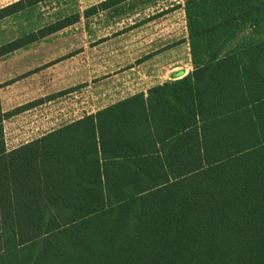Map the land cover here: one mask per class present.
Instances as JSON below:
<instances>
[{"label":"trees","instance_id":"obj_1","mask_svg":"<svg viewBox=\"0 0 264 264\" xmlns=\"http://www.w3.org/2000/svg\"><path fill=\"white\" fill-rule=\"evenodd\" d=\"M47 0H19L0 21ZM126 0L0 46V57ZM193 71L7 152L0 264H264V0H186ZM2 85H0V89Z\"/></svg>","mask_w":264,"mask_h":264},{"label":"rangeland","instance_id":"obj_2","mask_svg":"<svg viewBox=\"0 0 264 264\" xmlns=\"http://www.w3.org/2000/svg\"><path fill=\"white\" fill-rule=\"evenodd\" d=\"M17 1L0 0V9ZM103 1L106 0H47L28 8L0 21V46L63 16L75 13L82 16L85 10ZM185 1L126 0L96 15L81 17L67 31L56 35L58 39L65 38L63 40L70 42L71 51L74 50L72 54L77 55L72 63L76 68V86L70 90L96 86L98 94L102 90L119 88L121 93L125 92L122 97L137 90H147L146 94L143 93L147 96L151 88L167 80L171 69L191 68L189 45L183 44L179 50L173 48L182 36H186L185 41L188 40L183 9ZM249 38L264 40V25L257 30L246 28L237 42ZM164 44L165 47H162ZM166 49L171 50L165 56L158 55ZM5 60L6 56L0 62ZM15 74L18 77L8 83L20 80L19 71ZM99 81L105 84L104 88H99L100 83L96 84ZM106 81L109 82L108 86ZM106 100L102 104L97 102V108L118 100V97L110 95ZM93 109L96 107L93 106Z\"/></svg>","mask_w":264,"mask_h":264},{"label":"crops","instance_id":"obj_3","mask_svg":"<svg viewBox=\"0 0 264 264\" xmlns=\"http://www.w3.org/2000/svg\"><path fill=\"white\" fill-rule=\"evenodd\" d=\"M44 27L45 25L34 31ZM69 27L5 55L6 60L0 62V105L3 113H11L3 122L7 152L122 100L147 92L132 90L134 92L129 96L122 97L125 92L121 93L119 88L102 90L101 94H98L96 86H87L85 90H70L76 86V68L72 63L73 60L76 61L77 55L72 54L74 50L71 51L70 42L56 37ZM186 39V36H182L173 48L179 50L183 44L188 46ZM170 50H163L158 55L165 56ZM192 68L193 66L189 69H171L165 76L167 80L158 84L179 80L192 73ZM17 71L20 80L8 83L18 77L15 74ZM99 83V88H104L105 84L100 81L96 84ZM108 83L106 81L107 86ZM110 95L118 97V100L97 108V102L102 104L105 98L108 101Z\"/></svg>","mask_w":264,"mask_h":264}]
</instances>
